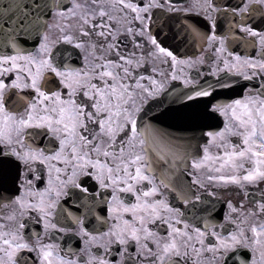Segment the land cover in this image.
<instances>
[{
  "label": "snow or ice",
  "instance_id": "1",
  "mask_svg": "<svg viewBox=\"0 0 264 264\" xmlns=\"http://www.w3.org/2000/svg\"><path fill=\"white\" fill-rule=\"evenodd\" d=\"M251 4L264 0L235 8L196 0L207 30L187 28L210 49L211 74L225 72L208 83L184 73L203 64L204 53L180 58L152 34L160 0H0V264H124L133 245L141 264H264V18L248 22ZM222 11L240 15L241 35L231 27L229 34L244 42V55L217 35L212 13ZM122 32L136 48L144 38L170 58L162 61L171 69L166 79L187 87L167 103L157 99L165 80L145 74L142 53L123 52ZM162 117L182 122L183 132ZM230 186L250 195L243 219L244 201L228 200L223 221L189 223L200 219L202 191L216 197ZM100 205L106 215L95 212ZM90 215L105 230L90 231ZM26 219L41 231L28 230ZM67 220L75 227L60 226ZM65 232L82 246L57 243ZM113 245L123 246L120 259L105 258Z\"/></svg>",
  "mask_w": 264,
  "mask_h": 264
},
{
  "label": "flooded vegetation",
  "instance_id": "2",
  "mask_svg": "<svg viewBox=\"0 0 264 264\" xmlns=\"http://www.w3.org/2000/svg\"><path fill=\"white\" fill-rule=\"evenodd\" d=\"M63 3H67V0H62ZM171 2L178 8V9H190L187 12H173L169 11L167 8L166 0H160L161 4H165L164 8H157L152 10V19L153 24L151 25L152 34L157 36L158 41L164 46L168 47L171 51L174 52L180 58L191 57L194 61L197 57H200L202 53L205 54L204 56V63L199 64L196 63L193 67H184V73L189 75L191 79H200V80H207L208 83H213V81L220 78V76L225 75V72H221L220 76H213L212 73V65L215 63L214 59H209L207 57V53L210 49L207 46H203L202 37H199L192 33L187 26L190 24L198 25L202 31L207 30V23L205 20V15L203 14L201 9H197L195 7L196 0H171ZM226 3L230 7H237L239 4V0H226ZM250 11L247 13L249 17L248 22L257 24L260 22L262 18H264V6L258 4H251ZM212 15L216 17L217 24L215 31L217 35H225L228 36V40L226 41L225 47L228 50L240 52L241 55L245 54V48L243 47V41L239 39H234L229 34V28L231 27L232 31L237 34V36L241 35L239 29L235 27L236 24L241 22V17L239 14L233 16L231 13L222 11L219 14L213 12ZM176 33H180L183 36V39L177 40L174 38ZM138 35V34H137ZM252 38L248 37L250 41ZM120 46L123 49L125 54L131 53L135 51L137 55L143 54L146 57V62H142L143 68L145 69L146 75H155L157 79L165 80V88L164 91L161 93V96L157 99H163L166 103L167 101L173 96L178 94L187 86L184 85L182 80H167L166 77L171 75V69L169 64L162 63L165 59H168L170 62V58H166L163 54H156L154 50V46L147 42L144 38H140V47L136 48L134 43L130 38L126 37V34L123 32L121 33L120 37ZM255 50L253 48H248L247 52L250 55L255 54ZM149 53L153 55L150 57ZM213 57L215 53H212ZM114 58V57H113ZM152 67H157L159 71H163L165 73V77H161L159 72L153 74L151 72ZM199 73V76L196 73ZM179 74V73H177ZM228 75H232L229 73ZM147 83V81H145ZM175 90V91H173ZM231 94L226 95L225 98H230ZM161 119L164 120L165 127H170L174 132L182 133L184 130V125L180 121L169 120L165 117ZM218 123V121H217ZM199 143L203 145L204 140H200ZM190 170V169H189ZM264 187V186H262ZM213 191H217L216 188H213ZM256 196H259V188L253 189ZM202 198L206 201L205 204H197V210L195 215L200 217V219L192 220L189 219L190 224H195L197 227H203L204 218L212 222H220L223 221L224 214L228 211L227 208V201L231 200L234 205L240 207L237 203L239 200L244 201L243 207L240 209L241 216L240 218L243 219V213H245L249 209V200L250 195H243L238 192L235 186H230V188H225L222 190L217 191V196L212 197L209 196L207 192L202 191ZM174 207H181V208H190V206L183 205L180 202L174 203ZM67 207V205H66ZM101 208L105 210L101 212ZM73 212H79L83 214V209L79 208L78 206H73L71 208ZM99 215H106V206L100 205L95 209ZM235 215V214H234ZM56 222V221H54ZM249 222H258L255 221V217H249ZM26 226L28 230H35L40 232L42 229V225L38 226L35 220L27 221L26 219ZM61 227H75V224L71 220H67L64 223L60 224ZM86 227L89 228L90 231L105 230L106 226L103 222L98 221L96 216L90 215L86 217ZM179 227V225H177ZM157 231L161 232V235L164 234L163 226L157 229ZM57 235L61 236V239L57 241V243L61 244L63 247H72V248H79L82 246V238L75 234V233H57ZM151 247V245H149ZM123 246L120 245H113L112 246V253L111 255H106V259H120L119 253L121 252ZM95 251V249H94ZM103 249L97 254H102ZM241 256L245 258H250L249 252L247 250L242 251L240 253ZM148 253H144V257H147ZM124 264H141V261L137 260L136 248L135 246H131L128 248V254L125 255ZM143 259V258H141ZM232 264H239V261H233Z\"/></svg>",
  "mask_w": 264,
  "mask_h": 264
},
{
  "label": "water",
  "instance_id": "3",
  "mask_svg": "<svg viewBox=\"0 0 264 264\" xmlns=\"http://www.w3.org/2000/svg\"><path fill=\"white\" fill-rule=\"evenodd\" d=\"M3 37L2 36H0V39H2Z\"/></svg>",
  "mask_w": 264,
  "mask_h": 264
}]
</instances>
